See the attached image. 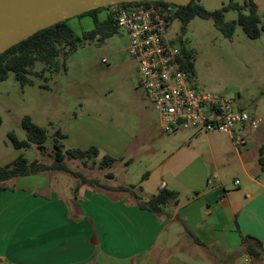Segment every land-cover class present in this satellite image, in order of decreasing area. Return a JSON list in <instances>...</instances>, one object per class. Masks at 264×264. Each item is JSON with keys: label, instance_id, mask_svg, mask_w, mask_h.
<instances>
[{"label": "rangeland", "instance_id": "374dc122", "mask_svg": "<svg viewBox=\"0 0 264 264\" xmlns=\"http://www.w3.org/2000/svg\"><path fill=\"white\" fill-rule=\"evenodd\" d=\"M230 1L197 0L208 10L219 9ZM236 1L244 3V0ZM254 2L261 19L258 38H249L240 25L231 37H226L212 20L200 17L193 18L182 35L187 47L195 53L192 86L199 91L233 98L235 107L247 109L251 117H255L256 112L264 113V0ZM108 11L101 8L99 17L104 18ZM238 15V10H230L226 20L236 19ZM68 24L78 35L93 28L90 16L70 18ZM181 27L182 22L175 20L172 35H180ZM128 46L127 31L119 27L111 37L86 40L66 59L65 67L57 72H46L44 76H34L32 85H22L11 71L8 78L0 82V164L11 161L19 152L28 159L36 157L35 160L42 163L52 162L53 136L61 129L68 136L64 141L66 148L96 146L98 163L104 155L116 158V162L105 169L93 160L84 163L67 159L72 169L88 177L99 178L111 186L141 184L145 199L158 191L163 177L174 180L175 172L168 168L175 161L173 158L192 153L193 148L205 149L208 140L205 133L200 140L191 139L194 129H178L171 134L161 129L158 114L138 84V63L127 54ZM103 58L109 62L103 63ZM36 67L40 70L43 63H37ZM25 115L48 130L45 152L36 146L27 150L14 147L10 133L27 139L22 125ZM263 125L264 116L260 126ZM212 138L220 142L223 137L214 133ZM172 153L177 154L172 157ZM109 172L113 178L107 177ZM48 176L53 184L67 191L78 183L77 178L65 172L52 171ZM199 252L206 264H210L205 252ZM219 258L217 264H251L244 256L231 261L225 256ZM191 259L200 264V260Z\"/></svg>", "mask_w": 264, "mask_h": 264}, {"label": "crops", "instance_id": "0c3cea01", "mask_svg": "<svg viewBox=\"0 0 264 264\" xmlns=\"http://www.w3.org/2000/svg\"><path fill=\"white\" fill-rule=\"evenodd\" d=\"M194 131L191 139L200 140ZM243 133L241 148L227 134L217 133L218 142L205 133V149L173 158L174 180L163 177L158 187L179 194L178 205L167 208L172 216L140 208L128 192L90 185L67 191L48 172L1 183L0 264H206L201 250L210 264L220 255L264 264V252L252 256L244 245L251 236L264 248V125Z\"/></svg>", "mask_w": 264, "mask_h": 264}, {"label": "trees", "instance_id": "16d2710c", "mask_svg": "<svg viewBox=\"0 0 264 264\" xmlns=\"http://www.w3.org/2000/svg\"><path fill=\"white\" fill-rule=\"evenodd\" d=\"M155 1H141L140 3L148 4ZM138 2H123L120 5H131ZM176 6V12L173 16V21L180 20L182 22L181 34L179 40L182 43V67L186 69L190 75L194 74V59L195 53L188 48L182 35L187 30V24L195 17H200L207 20H212L215 27L221 31L226 37H231L238 25L242 26L243 30L249 38L255 39L261 35L262 28L260 27L261 19L258 13V6L254 0H244L241 4L236 0H231L228 4L223 5L219 9L208 10L197 0H191L186 6ZM109 9V7H101ZM94 9L83 13L80 16L90 15L93 18L94 27L89 31H83L78 35L74 29L68 24V19L58 22L50 27L42 29L29 38L15 44L5 52L0 54V82L8 78L12 71L15 78L22 85L34 84V76H44L46 72H57L62 67H65L66 59L87 40L105 39L113 36L118 32L119 26L116 22L113 12L107 13L104 18H100L99 10ZM238 10L239 15L236 19L226 20V13L230 10ZM244 10H248L247 13ZM78 17V16H77ZM264 27V26H263ZM43 63V67L38 70L37 63ZM23 128L26 130L27 139H19L14 133H10L9 137L15 148L27 150L36 146L42 153L46 150V142L48 140V130L36 124L30 115H25L22 120ZM65 133L58 129L53 136V146L55 154L52 162L42 163L38 160L30 161L24 153L20 154L12 163L8 165H0V188L1 183L12 178L29 176L43 172H65L71 174L78 179V183L74 191L83 185H90L94 188L102 187L115 191L128 192L137 201L140 208L147 209L152 213L169 214L168 207L177 206L179 203V194L177 191L161 187L156 193L145 199L142 196L143 186L141 184H121L110 186L101 181L99 178H91L83 172L72 169L67 162V159H78L87 163L93 160L96 163V158L99 155V149L96 146H91L88 149L81 148H66L64 139ZM116 162V158L110 155H104L101 162H97L101 169L108 168ZM258 162L264 169V146L260 147ZM108 178H113L114 175L109 172ZM200 243V240L196 238ZM244 245L250 255L258 257L264 248L260 241L256 238L248 236L244 239Z\"/></svg>", "mask_w": 264, "mask_h": 264}, {"label": "built area", "instance_id": "2783aa9c", "mask_svg": "<svg viewBox=\"0 0 264 264\" xmlns=\"http://www.w3.org/2000/svg\"><path fill=\"white\" fill-rule=\"evenodd\" d=\"M175 5L165 1L119 3L109 6L108 13L113 12L118 26L127 31V54L138 63V84L158 114L161 129L167 134L178 129L224 133L241 148L247 144L243 130L258 128L262 117L236 108L233 98L192 86L190 73L182 67L179 35H172ZM102 61L109 62L107 58Z\"/></svg>", "mask_w": 264, "mask_h": 264}, {"label": "water", "instance_id": "95a60500", "mask_svg": "<svg viewBox=\"0 0 264 264\" xmlns=\"http://www.w3.org/2000/svg\"><path fill=\"white\" fill-rule=\"evenodd\" d=\"M152 0H0V54L36 32L88 11ZM179 6L191 0H161Z\"/></svg>", "mask_w": 264, "mask_h": 264}]
</instances>
